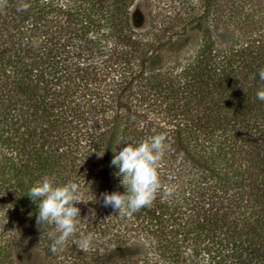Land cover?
<instances>
[{
	"label": "trees",
	"instance_id": "1",
	"mask_svg": "<svg viewBox=\"0 0 264 264\" xmlns=\"http://www.w3.org/2000/svg\"><path fill=\"white\" fill-rule=\"evenodd\" d=\"M24 2L0 10V264H264V0ZM157 134L151 207H105L114 152ZM45 175L80 186L88 250L49 251Z\"/></svg>",
	"mask_w": 264,
	"mask_h": 264
},
{
	"label": "clouds",
	"instance_id": "2",
	"mask_svg": "<svg viewBox=\"0 0 264 264\" xmlns=\"http://www.w3.org/2000/svg\"><path fill=\"white\" fill-rule=\"evenodd\" d=\"M8 5V0H0V10ZM31 5L20 0L17 11H27ZM259 77L264 80V69ZM257 99L264 101V89L258 90ZM166 136L153 135L137 145L127 144L111 159V165L118 171L114 175L120 178L124 187L123 193H101L103 205L121 215L131 216L142 208L151 207L161 191L162 184L158 169L162 166L166 150ZM165 196H170L174 188L169 186ZM32 202L37 205L36 225H53L54 231L49 232V251L56 254L62 251L70 238H77V243L83 250L91 246L93 235L79 232L78 225L80 208L78 203H86L80 192V186L75 182L62 185L56 184L55 177L45 175L34 184L28 192Z\"/></svg>",
	"mask_w": 264,
	"mask_h": 264
}]
</instances>
